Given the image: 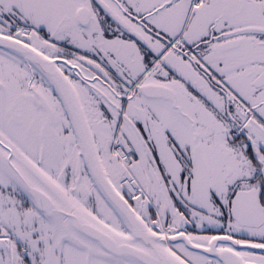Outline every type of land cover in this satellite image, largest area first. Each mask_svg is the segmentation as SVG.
<instances>
[{
	"label": "snow or ice",
	"instance_id": "obj_1",
	"mask_svg": "<svg viewBox=\"0 0 264 264\" xmlns=\"http://www.w3.org/2000/svg\"><path fill=\"white\" fill-rule=\"evenodd\" d=\"M0 264H264V0H0Z\"/></svg>",
	"mask_w": 264,
	"mask_h": 264
}]
</instances>
